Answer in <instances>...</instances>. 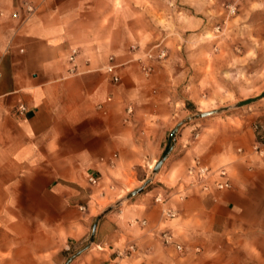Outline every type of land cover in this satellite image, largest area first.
I'll list each match as a JSON object with an SVG mask.
<instances>
[{"label":"crops","instance_id":"0c3cea01","mask_svg":"<svg viewBox=\"0 0 264 264\" xmlns=\"http://www.w3.org/2000/svg\"><path fill=\"white\" fill-rule=\"evenodd\" d=\"M25 1L35 14L12 19ZM256 3L264 13V0ZM136 6L0 0V264H60L86 245L102 199L119 205L70 264H264V155L253 150L252 128L264 110L184 126L167 146L175 90L166 66L141 60L147 36ZM194 159L224 169L230 188L188 186Z\"/></svg>","mask_w":264,"mask_h":264},{"label":"rangeland","instance_id":"374dc122","mask_svg":"<svg viewBox=\"0 0 264 264\" xmlns=\"http://www.w3.org/2000/svg\"><path fill=\"white\" fill-rule=\"evenodd\" d=\"M257 1L129 0L141 10L143 34L147 36L141 60L155 45H161L166 52L165 59L157 63L166 66L175 90L177 131L194 123L208 122L210 126L264 110V97L233 108L264 92V13L255 11ZM221 109L219 113L191 119ZM196 129L198 132L200 127ZM171 138L169 135L167 146ZM116 203L100 200L99 214ZM77 252L65 251L60 264Z\"/></svg>","mask_w":264,"mask_h":264},{"label":"built area","instance_id":"2783aa9c","mask_svg":"<svg viewBox=\"0 0 264 264\" xmlns=\"http://www.w3.org/2000/svg\"><path fill=\"white\" fill-rule=\"evenodd\" d=\"M36 6L31 1H25L22 3L20 10L14 11L10 17L12 19H21L26 20L31 18L36 12ZM20 11L23 13L21 14ZM2 16V14H1ZM77 56L78 50L71 49L67 61L69 64L68 72L70 75L77 74ZM166 57L165 50L161 47V45H155L147 51L145 54V58L147 60L153 61H162ZM111 60V59H110ZM115 67L110 65L106 67V71L112 75V81L114 83L118 82V77L114 75ZM141 71L145 76H149L151 74V67L142 64ZM25 112V107L23 105H19L17 108V115H21ZM132 110L130 107L126 108V114L131 115ZM127 119L125 120V122ZM252 128L255 134V143L253 145V150L259 155H264V115L258 120H256L252 124ZM240 152V150H238ZM186 181L188 186L198 187L201 192L209 193L211 190H224L230 188V183L227 180H222L227 177V173L224 169H219L217 171H213L210 167L204 164L200 159H194L192 164L188 167L186 171ZM88 182L91 186L97 184V179L94 176L89 177ZM156 203H162L163 199L161 196L157 195L154 199ZM83 210V207H80ZM167 216L172 217V213H166ZM138 223V222H135ZM141 221L139 224H143ZM164 242L166 244H173L172 237L168 234H163ZM176 250L179 252L183 251V247L181 245L175 246Z\"/></svg>","mask_w":264,"mask_h":264},{"label":"water","instance_id":"95a60500","mask_svg":"<svg viewBox=\"0 0 264 264\" xmlns=\"http://www.w3.org/2000/svg\"><path fill=\"white\" fill-rule=\"evenodd\" d=\"M264 97V92L258 97V98H253V99H247V100H244V101H240L238 102L233 108H240V107H243V106H246V105H250L251 103L257 101L258 99H261ZM223 111V109L221 110H218V111H213V112H207V113H200V114H197L195 115L194 117H192L191 119H198V118H203V117H206V116H209V115H213V114H216V113H219ZM177 129H178V126L172 131L171 133V137L174 138L175 137V134L177 132ZM164 162V159H162L161 161H159L154 169H153V173H157V171L159 170L160 166L162 165V163ZM151 180H147L145 181L144 185L132 192H130L126 197L125 199H130L132 198L133 196L137 195L142 189L143 187L148 184ZM119 205V203H116L112 206H109L107 207L106 209H104L95 219L94 221V224H93V227H92V231H91V234H90V237L88 239V243L86 244V246L84 248H82L81 250H79L77 253H75L74 255H72L64 264H70L73 260H75L80 254H82L83 252L87 251L91 245L94 243V238H95V232H96V227H97V224L98 222L107 214H109L111 211H113L117 206Z\"/></svg>","mask_w":264,"mask_h":264}]
</instances>
